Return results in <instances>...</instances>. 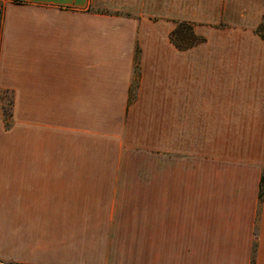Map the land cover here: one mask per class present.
<instances>
[{
    "label": "crops",
    "instance_id": "0c3cea01",
    "mask_svg": "<svg viewBox=\"0 0 264 264\" xmlns=\"http://www.w3.org/2000/svg\"><path fill=\"white\" fill-rule=\"evenodd\" d=\"M263 16L264 0H0V260L264 264ZM178 22L204 42L178 50Z\"/></svg>",
    "mask_w": 264,
    "mask_h": 264
},
{
    "label": "trees",
    "instance_id": "16d2710c",
    "mask_svg": "<svg viewBox=\"0 0 264 264\" xmlns=\"http://www.w3.org/2000/svg\"><path fill=\"white\" fill-rule=\"evenodd\" d=\"M256 35L264 41V16L262 18L260 25L256 29ZM170 40L172 44L180 51H186L194 47L195 45L204 42V39L196 36V34L194 33V25L185 22L176 23L175 29L170 34ZM13 107H14L13 92L0 87V117L3 119L5 123V127L8 130L12 127ZM263 196H264V174L262 175L260 181V193H259L260 200L263 199ZM0 264H14V263H6L0 260ZM251 264H254V254L252 255Z\"/></svg>",
    "mask_w": 264,
    "mask_h": 264
}]
</instances>
